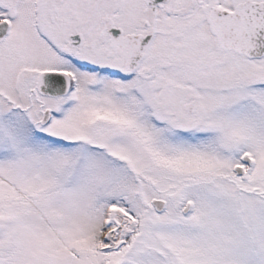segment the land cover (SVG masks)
<instances>
[{"label":"snow or ice","instance_id":"1","mask_svg":"<svg viewBox=\"0 0 264 264\" xmlns=\"http://www.w3.org/2000/svg\"><path fill=\"white\" fill-rule=\"evenodd\" d=\"M0 264H264V0H0Z\"/></svg>","mask_w":264,"mask_h":264}]
</instances>
